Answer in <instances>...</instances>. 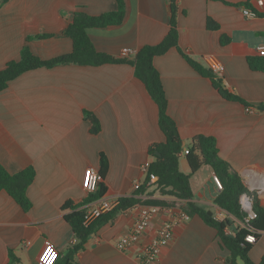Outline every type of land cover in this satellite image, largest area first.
I'll return each mask as SVG.
<instances>
[{"label":"crops","instance_id":"0c3cea01","mask_svg":"<svg viewBox=\"0 0 264 264\" xmlns=\"http://www.w3.org/2000/svg\"><path fill=\"white\" fill-rule=\"evenodd\" d=\"M123 1L126 12L120 25L91 28L88 34L98 52L132 60L141 49L160 44L169 34L171 2ZM2 2L0 71L9 62L19 61L25 46L42 60L70 54L73 41L64 32L76 13L99 17L118 9V0ZM255 2L175 1L179 48L203 66L204 57L214 56L222 67L217 75L222 86L245 104L223 98L212 80L200 75L177 48L157 56L154 65L166 92L168 114L184 142L181 172L191 173L187 154L193 139L213 137L220 159L241 175L264 207V72L249 65L251 58H264V7L258 8ZM244 8L259 15L248 18ZM209 19L218 29L208 27ZM126 48L134 54L124 57ZM247 107L254 112H247ZM86 111L100 121L99 134L92 133ZM165 142L158 105L129 63L58 65L26 72L11 81L0 93V165L10 174L33 167L36 178L28 189L33 205L28 212L7 192H0V264H10L11 251L17 264H55L76 242L65 217L73 210L64 206L70 203L79 208L95 195L85 190L86 171L92 168L100 172L104 154L109 169L102 181L107 188L102 198L131 197L138 190L136 184L145 182V164L154 161L150 148ZM214 174L211 166L204 165L191 176L190 201L158 194L140 197L164 201L175 207L176 213L186 214L191 202L218 221L229 219L230 230L237 229L242 220L215 204L222 190L215 185ZM149 185L153 191L155 183ZM166 218L160 215L154 219L143 242L158 233ZM134 220L133 208L120 212L112 223L91 235L74 264H144L133 252L117 247ZM253 245L250 258L259 264L264 258V232ZM229 256L218 231L200 216L188 215L175 228L174 239L156 264H227Z\"/></svg>","mask_w":264,"mask_h":264},{"label":"trees","instance_id":"16d2710c","mask_svg":"<svg viewBox=\"0 0 264 264\" xmlns=\"http://www.w3.org/2000/svg\"><path fill=\"white\" fill-rule=\"evenodd\" d=\"M7 1L3 0L2 3ZM175 1L171 2L172 15L169 34L160 44L141 49L132 60L114 58L98 52L88 34V30L91 28H105L120 25L123 22L126 12L125 3L123 0H118V9L115 12H110L99 17H91L81 12L75 14L73 21L64 32L73 41V51L70 54L51 60H42L32 53L29 46H25L22 50L21 59L9 62L6 68L0 71L1 93L8 88L11 81L26 72L40 68H53L58 65L70 64L99 67L106 64L129 63L135 69L136 78L143 82L149 95L159 108V125L166 136V142L150 148L149 154L154 161L150 163L145 182L133 196L120 198L119 204L114 210L95 219L89 226L84 224L85 207L87 204L102 198L106 194L107 188L104 183H101L98 192L95 195H91L89 200L79 208H74L70 203L66 204L64 209L73 210L65 217L73 229L76 242L69 247L68 253L64 257L59 255L55 264H74L78 254L84 251L91 235L96 233L100 227L112 223L120 212L132 209L138 204L171 205L158 199L146 201L140 196H155L158 194L175 197L179 200H192L191 176L197 173L204 165L211 166L224 183V189L215 200V204L230 215L240 220L244 219V213L240 206V197L243 194L253 195V193L245 185L241 175L230 164L220 159L215 138L199 136L193 139L192 147L188 150L187 154L191 173L184 174L180 170L179 161L185 148L184 142L179 135L176 123L168 114V99L161 75L154 65V59L157 56L166 54L171 48H177L200 75L212 80L223 98L243 104H245V101L225 89L214 71L192 60L179 48ZM208 27L215 30L218 29V24L209 19ZM43 37L48 38L50 36H41L39 38ZM249 65L254 71L264 72V58L262 57L249 59ZM262 110H264V107H262ZM85 116L92 124V133L99 134L101 124L98 118L87 111L85 112ZM108 169L109 161L102 154L100 175L103 180L106 177ZM151 175H156L158 178L153 191H150L151 186L149 185ZM35 178L36 171L33 167H29L17 174H10L0 165V192H7L25 212H28L33 206L28 197V189L33 184ZM186 211L189 216H200L209 226L214 227L218 231L222 247L228 249L230 252V256L226 260L227 264H238L239 260L243 261L244 264H257L250 258V252L254 245L247 242L246 237L250 234H255V237L258 239L260 238V233L264 232V207L261 206L258 199L256 200L258 219L249 228L239 226L237 229H234L232 235L227 233L232 227L229 219L218 221L213 216H210L208 211L191 202L188 204ZM17 262L16 256L11 251L10 264H17ZM259 264H264V258Z\"/></svg>","mask_w":264,"mask_h":264},{"label":"built area","instance_id":"2783aa9c","mask_svg":"<svg viewBox=\"0 0 264 264\" xmlns=\"http://www.w3.org/2000/svg\"><path fill=\"white\" fill-rule=\"evenodd\" d=\"M172 2L173 0H168ZM258 8L264 7V0H256ZM244 15L248 18L257 17V11L249 8H244ZM123 56L127 57L134 52L130 49L123 50ZM206 66L214 71L217 75L222 71L219 61L214 56H206L203 58ZM254 108L247 107L246 111L254 112ZM150 163L145 164L144 171L148 172ZM103 179L100 172L95 169L86 171L84 187L88 194H96L99 190V185ZM158 181L156 175H151V184ZM213 181L219 190L224 189L222 179L217 175H213ZM136 190L140 188V184H136ZM119 204V199L102 198L97 203L85 207L84 224L89 226L95 219L103 214L114 210ZM240 206L244 213L242 226L249 228L251 224L259 217L256 211V198L254 195L243 194L240 197ZM135 220L132 227L120 237L117 247L120 251L133 252L144 264H156L160 260L162 251L174 239L175 228L188 219V215L184 211L176 213L175 207L168 205H145L138 204L134 208ZM164 215L166 220L161 224L158 233L148 242H143V238L148 235L151 230L154 219ZM221 216V215H220ZM234 231L229 229L227 233L232 235ZM247 242L255 244L257 238L255 234H250L246 237ZM28 244V243H27Z\"/></svg>","mask_w":264,"mask_h":264},{"label":"rangeland","instance_id":"374dc122","mask_svg":"<svg viewBox=\"0 0 264 264\" xmlns=\"http://www.w3.org/2000/svg\"><path fill=\"white\" fill-rule=\"evenodd\" d=\"M239 264H244V262L243 261H239Z\"/></svg>","mask_w":264,"mask_h":264},{"label":"water","instance_id":"95a60500","mask_svg":"<svg viewBox=\"0 0 264 264\" xmlns=\"http://www.w3.org/2000/svg\"><path fill=\"white\" fill-rule=\"evenodd\" d=\"M210 216H212V213L211 212H208Z\"/></svg>","mask_w":264,"mask_h":264}]
</instances>
